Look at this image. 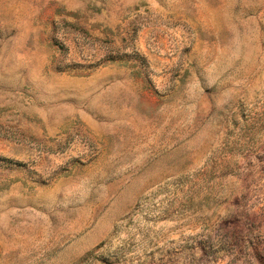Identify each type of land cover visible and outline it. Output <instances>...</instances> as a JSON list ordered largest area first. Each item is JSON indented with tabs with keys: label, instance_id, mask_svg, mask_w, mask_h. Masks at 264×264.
<instances>
[{
	"label": "rangeland",
	"instance_id": "obj_1",
	"mask_svg": "<svg viewBox=\"0 0 264 264\" xmlns=\"http://www.w3.org/2000/svg\"><path fill=\"white\" fill-rule=\"evenodd\" d=\"M0 264H264V0H0Z\"/></svg>",
	"mask_w": 264,
	"mask_h": 264
}]
</instances>
